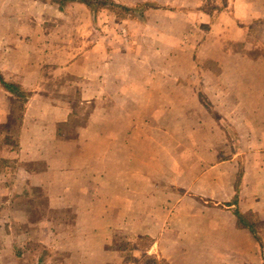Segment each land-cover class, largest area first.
Segmentation results:
<instances>
[{"label": "crops", "instance_id": "crops-1", "mask_svg": "<svg viewBox=\"0 0 264 264\" xmlns=\"http://www.w3.org/2000/svg\"><path fill=\"white\" fill-rule=\"evenodd\" d=\"M151 1L164 9L149 13L155 20L173 15L182 38L199 39L184 53L191 62L163 66L190 74L181 78V150L197 153L165 163L174 190L142 197L134 184L151 183L141 172L150 165L136 139L146 104L168 79H156L162 66L154 61L166 50L143 53L141 41L129 53L74 48L58 69L77 81L80 104L91 110L66 135L72 106L39 87L42 70L55 65L49 35L30 25L27 0H0V27L9 24L0 30V76L17 92L0 86V216L17 213L0 224V264H120V246L140 237L151 241L145 253L166 264H264V0H228L222 10L206 0ZM209 23L208 33L201 24ZM16 102L23 111L12 134Z\"/></svg>", "mask_w": 264, "mask_h": 264}, {"label": "rangeland", "instance_id": "rangeland-1", "mask_svg": "<svg viewBox=\"0 0 264 264\" xmlns=\"http://www.w3.org/2000/svg\"><path fill=\"white\" fill-rule=\"evenodd\" d=\"M27 1L28 7L26 15L29 17L30 25L37 26L40 30H44V32L49 35L47 49L50 52L52 51L50 55L52 62L55 64L53 66L48 65L49 67L42 70L39 87L53 102L56 101V103L60 104L69 102L72 106V114L66 127L69 128V131L66 130V135L73 134L76 130L81 128L86 123L87 115L91 110V105L85 103L80 104L77 81L61 71L62 69H58L60 68L59 66H63L66 61L71 59L69 53L74 51V48L83 45L91 49L92 47L98 46L101 50L108 51L115 47L129 53L138 45V42L141 41V52L143 53L148 52L150 48L147 47H154L155 45L157 46L158 52L166 50L163 53L164 55L160 54V57H154V61L159 66H162L160 72L157 71L158 75L156 79L160 77L163 78V75L164 77L167 76L168 79L165 80L166 83H164V81L158 83L155 90L156 97L151 98L152 103H148L146 100L148 103L146 104L148 114L144 112L141 115L140 127H142V132L140 134V139H136V142L141 143L142 147L146 143L145 150L141 152L145 154L146 162L150 167H143L141 172L146 174V176L149 174L151 175V183L140 181L134 185L135 188L137 185L139 186L142 197L147 195L145 191L152 189L157 192L158 195L162 196L165 192L172 191V189L174 190V188H170L164 179L165 163L173 161V163L180 165L181 162L187 159L186 156H190L197 152L181 150L182 135L180 134V129L183 122H185L181 115L184 113V117L187 116L185 112H187L188 107L185 103H182L180 87L184 85V82L181 80L184 76L183 73H185V75L189 73L186 70L181 71L178 69L165 71L163 66L171 62L173 63V68H178L176 66L179 65V63L185 62L186 59L191 62V58H184V53L193 50L192 45H195V42L199 40L198 37H194L192 32H187L188 36L185 37L187 35V33H185L184 38H182L181 34L183 32H180L179 27L180 20L175 17L170 18V16L173 15L163 16L159 15L161 14L159 13L156 18L157 20H155L154 17L156 15L150 16L149 13L151 11L161 12L164 9L160 7V3L151 0H113L117 5L132 7L128 13L122 14L121 17L115 16V13L119 12L115 8H112L113 12L111 13L107 10L109 7H106L105 11L101 9L97 12L94 8L89 11L79 5H70L66 7L64 11L60 12L55 5L51 3L48 4L49 0H43L45 3L42 0ZM147 1L149 2L142 4L144 6L137 7L141 2ZM227 2L228 0H206L204 7L210 9L212 5H216L220 7V9H224ZM156 4H159V6ZM4 25L6 28L0 27V30L9 29L7 27L9 24ZM210 26L211 23L207 25L201 24L203 30L208 33L211 31ZM179 43L183 44H180V46ZM223 43L224 42H222V47H227V49L231 44L229 41L225 42L226 44ZM212 47L213 44L211 43L206 49L209 50ZM239 49L243 52L244 50L246 51L241 45H239ZM204 55L205 54H203V56ZM145 59L146 55L142 54L141 60ZM196 61L194 60L193 62L196 63ZM206 63L210 64L211 62ZM130 65L131 62L126 66L124 64L122 68H124L125 71ZM108 74L109 76L113 75L111 70ZM191 74L194 75L195 73ZM166 84L168 86H166ZM201 105L212 113V104L206 102V99L203 97ZM201 105H199V107ZM13 106L14 115L10 121L11 127L9 129L11 133L12 131L15 132V129L18 130V117L22 115L23 111L21 103L19 104L16 102ZM192 112L195 113L194 110H192ZM191 115L192 114L189 113V116ZM216 117L218 118L217 122L223 125L226 124V120H222L218 116ZM190 121L191 119H189V122ZM165 127H168L170 132L172 131V135L171 133L165 134ZM190 135H192V133H190ZM184 141L185 143H189L195 142L196 139H188L185 136ZM170 147H172V149ZM109 173H112L111 167L109 168ZM127 185L132 186L133 184L128 183L126 186ZM178 192L181 193L182 191ZM162 196L159 200H163ZM162 211H164L163 208ZM13 212L14 211L9 212L7 216L1 215L0 224L4 223L5 219H9V217L11 218L17 214ZM29 217L34 221L40 220L42 216L34 215ZM157 220L159 221V219ZM149 245V241L140 240L138 238L131 242L126 241V243L120 246V248L124 250L121 256L122 264L126 256L132 259L140 258L142 251L139 249L147 248ZM130 262V264H133L131 259Z\"/></svg>", "mask_w": 264, "mask_h": 264}, {"label": "trees", "instance_id": "trees-1", "mask_svg": "<svg viewBox=\"0 0 264 264\" xmlns=\"http://www.w3.org/2000/svg\"><path fill=\"white\" fill-rule=\"evenodd\" d=\"M52 1L56 5H58L60 11H63L66 5H68L69 3H76L77 5H81L85 10H89V11L94 8L96 9L97 12H99V10L101 9L105 11L106 10L105 8L109 7L107 10L112 13L113 12L112 8H115L119 11L115 13L116 17H121L122 14L128 13L131 10V8L122 5H117L111 2L110 0H52ZM0 86L4 87V89H6V91H8L9 93L17 94L16 87L5 83L1 76H0ZM19 96L22 97L23 94ZM139 239L147 240L151 242L148 237H140ZM147 248L139 249L140 251H142V254L141 257L138 259L137 258L132 259L131 257L126 256V258L123 261V264H130L131 263L130 259L132 260L133 264H166L165 261L157 259L155 256L147 255L145 253L147 251Z\"/></svg>", "mask_w": 264, "mask_h": 264}]
</instances>
